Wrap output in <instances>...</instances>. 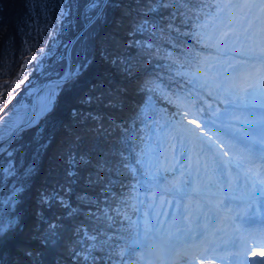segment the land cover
<instances>
[{
    "label": "snow or ice",
    "instance_id": "1",
    "mask_svg": "<svg viewBox=\"0 0 264 264\" xmlns=\"http://www.w3.org/2000/svg\"><path fill=\"white\" fill-rule=\"evenodd\" d=\"M113 6L114 0H91L89 25L102 22ZM165 11L169 34L191 37L214 56L188 50L183 62L172 61L178 66L168 86L159 75L138 85L145 100L132 122H111L117 144L111 159L98 162L91 181L105 198L88 213L91 226L76 229L72 255L78 264H264L247 260L254 243L264 246V229L240 227L264 208V148L256 147L264 145V0H147L144 15ZM146 25L136 31H147ZM123 71L131 75L133 69L124 64ZM158 94L171 112L153 103ZM5 135L11 138V129L0 130ZM177 144L185 160L179 168L175 155L167 163ZM75 162L72 157L70 164ZM168 172L175 175L161 179ZM158 192L180 197L176 214L164 211L173 204L158 202ZM17 203L11 199L8 207ZM3 208L0 245L20 228V220L5 218ZM55 236L50 231L44 242L55 243Z\"/></svg>",
    "mask_w": 264,
    "mask_h": 264
},
{
    "label": "trees",
    "instance_id": "2",
    "mask_svg": "<svg viewBox=\"0 0 264 264\" xmlns=\"http://www.w3.org/2000/svg\"><path fill=\"white\" fill-rule=\"evenodd\" d=\"M42 1L0 0V91L5 90L4 98L25 59L39 53L47 39L49 48L54 46L52 42L59 43L57 51H51L47 58L51 72L42 81L62 76L67 67V48L75 34L89 22L91 0H44L47 12H43ZM146 2L114 0L115 6L106 10L105 19L83 32L71 50L75 73L59 87L52 109L39 125L15 137L0 155V170L12 161L15 173L10 178L22 185L14 211L20 228L6 244L0 245V264H78L72 255L77 248L76 229L81 225L91 226L88 213L95 212L96 202L105 198L99 184L91 181L97 176L98 162L111 159L109 153L119 138V132L110 130L111 122H132L137 107L145 100L138 85L159 75L168 86L169 77L178 66L172 61L183 62L188 50L214 56L191 37L169 34L166 11L144 15ZM61 7L66 15L59 21ZM45 15L50 16V26L59 29L55 39L50 37V28L38 30L37 22L44 21ZM144 21L147 31L137 32L136 26ZM180 27L181 31H190ZM134 41H139V46ZM148 44L152 45L151 49L146 47ZM113 60L121 63L113 64L110 62ZM124 64L133 69L131 75L123 71ZM21 100L20 96L8 106L2 103L1 107L7 106V113ZM153 103L159 109L173 110L163 95L154 97ZM179 153L177 144L175 153L167 154V163L175 155V160L180 162L175 166L184 165V157ZM72 157L76 158L75 164H70ZM173 175V172L163 173L161 179L167 176L170 180ZM171 195L174 194L158 192L156 198L160 203H174L171 212L174 215L180 197ZM140 198L144 199L143 193ZM164 211L168 212V208ZM52 225L54 229L50 228ZM50 231L56 233L55 243L46 244Z\"/></svg>",
    "mask_w": 264,
    "mask_h": 264
},
{
    "label": "rangeland",
    "instance_id": "3",
    "mask_svg": "<svg viewBox=\"0 0 264 264\" xmlns=\"http://www.w3.org/2000/svg\"><path fill=\"white\" fill-rule=\"evenodd\" d=\"M45 1L43 0L41 3L43 12L48 11V7L45 4ZM61 12H63L64 14L61 15ZM64 15H66L65 9L61 7L58 16L59 21L63 19ZM49 18L50 16L47 17L45 15L43 17L44 21L37 22L38 30L40 32H43L45 29L50 28V37L55 39L59 29H56V27L54 26H50L51 21L49 20ZM45 42V46L40 48L39 53H32L28 56V58L25 59V62L22 65V68L18 73L16 79L11 83L5 98L3 97V93L5 92V90L0 91V115L2 113H6L5 110L7 106L11 102L13 103L15 98L21 96L22 100L20 101V103L25 102V99L32 96L34 90L43 82L42 79L51 72L50 67L52 65L47 62V58L51 54V51H57L59 41L56 40L52 42L54 45L52 48H49L50 46L47 47L48 39ZM31 57H35V59L30 60L29 58ZM4 102L7 106L1 107L2 103ZM13 173H15V168L12 165V161L9 162L2 170H0V204L4 205L3 214L5 218H11L13 216L15 218H18V214L14 213L17 204L15 205V207H8V203L11 199L19 201L18 194L22 189V185H20L15 180H11L10 176ZM204 264H209V262L205 261ZM212 264H221V262L212 261Z\"/></svg>",
    "mask_w": 264,
    "mask_h": 264
},
{
    "label": "water",
    "instance_id": "4",
    "mask_svg": "<svg viewBox=\"0 0 264 264\" xmlns=\"http://www.w3.org/2000/svg\"><path fill=\"white\" fill-rule=\"evenodd\" d=\"M89 26V22H87L71 40L66 51L67 67L65 73L60 77H52L43 81L34 90L29 102L15 105L8 113L0 117V130L7 133L11 129V138H8L7 135L0 136V142L7 141L3 143V147H0V155L15 137L21 132L39 125L44 116L52 109L59 87L67 83L73 75L72 47ZM52 89H55L53 94H51Z\"/></svg>",
    "mask_w": 264,
    "mask_h": 264
},
{
    "label": "bare ground",
    "instance_id": "5",
    "mask_svg": "<svg viewBox=\"0 0 264 264\" xmlns=\"http://www.w3.org/2000/svg\"><path fill=\"white\" fill-rule=\"evenodd\" d=\"M54 92V91H53Z\"/></svg>",
    "mask_w": 264,
    "mask_h": 264
}]
</instances>
